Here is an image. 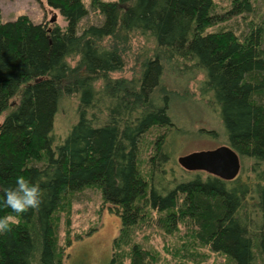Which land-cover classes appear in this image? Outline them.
Here are the masks:
<instances>
[{
    "label": "trees",
    "instance_id": "trees-1",
    "mask_svg": "<svg viewBox=\"0 0 264 264\" xmlns=\"http://www.w3.org/2000/svg\"><path fill=\"white\" fill-rule=\"evenodd\" d=\"M44 1L64 27L26 16L0 23V185L23 175L43 193L40 207L23 214L0 205V216L19 220L0 234V264H67L58 246L60 212L67 218L69 202L88 188L120 219L115 250L130 247L131 230L157 213L164 217L158 229L168 234L184 227L231 264H264V16L253 0H90L89 8L85 0ZM92 12L94 23L86 21ZM135 36L151 50L134 78L111 79L124 67L120 46ZM166 71L201 77L200 99L240 161L234 180L202 177L178 162L195 175L167 179L165 132L155 141L149 179L142 176L144 138L175 130L170 93L161 88ZM71 97L77 121L62 141L54 122L60 101ZM71 237L67 229L66 248ZM127 254L129 264H160L137 241Z\"/></svg>",
    "mask_w": 264,
    "mask_h": 264
},
{
    "label": "rangeland",
    "instance_id": "rangeland-1",
    "mask_svg": "<svg viewBox=\"0 0 264 264\" xmlns=\"http://www.w3.org/2000/svg\"><path fill=\"white\" fill-rule=\"evenodd\" d=\"M89 1L85 0L87 8H89ZM253 2L255 12L260 9L263 13L260 15L264 16V2L261 0H253ZM225 7H227L226 3L223 8ZM19 16H26L34 24L46 22L51 25L58 24L61 27L66 25L57 12L46 6L44 0H0V23L13 21ZM52 20H54L53 23ZM86 21L95 22L93 12L89 14ZM120 49L123 50L121 53L124 67L119 73L111 75L110 78L129 81L136 76L138 64L148 54L145 55L143 52H149L151 48L143 38L135 36L127 46L124 48L120 46ZM75 64L76 61L71 64L72 67ZM200 81L199 75L194 77L189 74L179 78L178 73L166 71L161 88L170 93L171 101L168 111L175 130L152 131L144 138L140 156L142 176L147 178L150 175L149 159L154 155L155 141L162 132H165L166 140H171V142L169 141L171 159L165 167L169 174L167 179L173 178L172 174L178 180L181 178L189 180L195 175V173L184 172L178 166L177 159L179 157L193 152L213 150L226 144V137L218 116L208 107V100L200 99ZM184 92L191 99L179 101V96H182ZM76 105L74 97L63 98L60 101L53 133L56 138L63 137L62 141L77 121ZM206 132L214 133L215 138L206 136L204 134ZM243 164L246 168L250 165L246 161ZM172 169L174 173H171ZM196 173H200L202 177L207 175L204 172ZM100 195L101 193L97 189L88 188L76 194L74 199L69 202L67 218L65 211L60 212L58 246L60 247L59 253H62L65 263L110 264L111 256L115 254L116 264H129L126 259L127 252L131 245L137 241L139 245L156 255L160 259V264H231L225 257L200 247L192 236V230L179 227L175 232L168 234L167 231L158 229L156 220L162 219L163 221L164 217H160L161 214L157 213H147L139 227L131 230L130 247L117 244L115 250L113 243L115 244L119 235L120 219L108 210L107 205H103ZM67 229L72 235L70 248H66L64 244Z\"/></svg>",
    "mask_w": 264,
    "mask_h": 264
},
{
    "label": "water",
    "instance_id": "water-1",
    "mask_svg": "<svg viewBox=\"0 0 264 264\" xmlns=\"http://www.w3.org/2000/svg\"><path fill=\"white\" fill-rule=\"evenodd\" d=\"M177 162L187 172H204L225 181L234 180L240 170L238 156L227 146L193 152L179 157Z\"/></svg>",
    "mask_w": 264,
    "mask_h": 264
},
{
    "label": "clouds",
    "instance_id": "clouds-1",
    "mask_svg": "<svg viewBox=\"0 0 264 264\" xmlns=\"http://www.w3.org/2000/svg\"><path fill=\"white\" fill-rule=\"evenodd\" d=\"M0 194L3 197L0 205L15 214H23L29 209L39 208L43 197L39 183H34L23 175L17 176L12 186L0 185ZM18 223L16 215L0 216V234L11 231V226Z\"/></svg>",
    "mask_w": 264,
    "mask_h": 264
}]
</instances>
